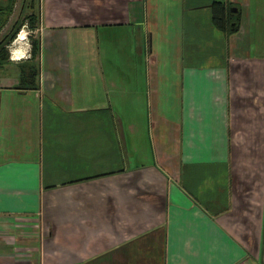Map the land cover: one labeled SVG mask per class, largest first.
<instances>
[{"label": "crops", "instance_id": "0c3cea01", "mask_svg": "<svg viewBox=\"0 0 264 264\" xmlns=\"http://www.w3.org/2000/svg\"><path fill=\"white\" fill-rule=\"evenodd\" d=\"M37 7V88L30 51L0 68V264H264V0Z\"/></svg>", "mask_w": 264, "mask_h": 264}, {"label": "rangeland", "instance_id": "374dc122", "mask_svg": "<svg viewBox=\"0 0 264 264\" xmlns=\"http://www.w3.org/2000/svg\"><path fill=\"white\" fill-rule=\"evenodd\" d=\"M37 4L38 0H16L12 10L11 14L6 22V26L0 30V51L2 53V50L5 53V57L7 62V71L13 73L16 71V62L19 61H12L10 59L11 53L10 50L15 47L17 44L16 42L19 41V38H24L22 42H24L23 46L25 47V54L24 56L29 55V51L31 48V39L37 37L38 31H37V25L34 27L32 26V19H34V23L37 24L38 22V11H37ZM33 28V29H32ZM16 32V33H15ZM15 35V38L12 40L13 34ZM12 40V42H10ZM28 60V59H24ZM11 255V254H10ZM4 260V258H3Z\"/></svg>", "mask_w": 264, "mask_h": 264}, {"label": "trees", "instance_id": "16d2710c", "mask_svg": "<svg viewBox=\"0 0 264 264\" xmlns=\"http://www.w3.org/2000/svg\"><path fill=\"white\" fill-rule=\"evenodd\" d=\"M233 14L229 12V5L227 3H216L214 5V15H213V21L214 24L217 27L220 28H226L229 30H233L236 28V26H230V16ZM35 17L32 19V26L34 27ZM33 29V28H32ZM16 33V32H15ZM13 34L12 40L15 38L16 34ZM11 40V41H12ZM2 50V53L0 51V68H2L6 63L7 57H5V53ZM39 53V38L38 36L31 39V48H30V58L28 60L22 61L18 65V82H19V88L23 89H32L37 88L38 86V68H37V55Z\"/></svg>", "mask_w": 264, "mask_h": 264}, {"label": "flooded vegetation", "instance_id": "af4514ba", "mask_svg": "<svg viewBox=\"0 0 264 264\" xmlns=\"http://www.w3.org/2000/svg\"><path fill=\"white\" fill-rule=\"evenodd\" d=\"M15 2L16 0H0V30L6 26Z\"/></svg>", "mask_w": 264, "mask_h": 264}, {"label": "bare ground", "instance_id": "6f19581e", "mask_svg": "<svg viewBox=\"0 0 264 264\" xmlns=\"http://www.w3.org/2000/svg\"><path fill=\"white\" fill-rule=\"evenodd\" d=\"M23 39L24 38H19V41L16 42L17 45L10 50L11 58L14 60H20L24 57L25 47L23 46Z\"/></svg>", "mask_w": 264, "mask_h": 264}, {"label": "water", "instance_id": "95a60500", "mask_svg": "<svg viewBox=\"0 0 264 264\" xmlns=\"http://www.w3.org/2000/svg\"><path fill=\"white\" fill-rule=\"evenodd\" d=\"M233 10V9H232ZM234 11H237V8H234Z\"/></svg>", "mask_w": 264, "mask_h": 264}]
</instances>
